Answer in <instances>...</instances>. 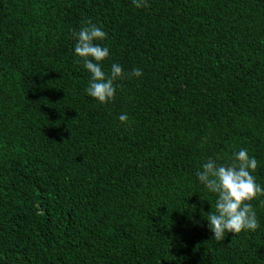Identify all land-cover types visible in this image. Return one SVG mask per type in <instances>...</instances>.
<instances>
[{"label":"trees","instance_id":"16d2710c","mask_svg":"<svg viewBox=\"0 0 264 264\" xmlns=\"http://www.w3.org/2000/svg\"><path fill=\"white\" fill-rule=\"evenodd\" d=\"M27 1L0 0V177L14 180L0 264H264V195L257 230L216 241L217 196L196 176L243 148L264 188V0H73L32 67L13 54L50 25ZM88 21L107 33L103 70L124 72L104 105L74 51Z\"/></svg>","mask_w":264,"mask_h":264},{"label":"clouds","instance_id":"9594fccd","mask_svg":"<svg viewBox=\"0 0 264 264\" xmlns=\"http://www.w3.org/2000/svg\"><path fill=\"white\" fill-rule=\"evenodd\" d=\"M136 8L147 7L146 0H133ZM75 54L83 61L84 68L91 74L87 94L101 105L114 100L116 94L115 81L123 78L124 72L119 64L111 65V75H107L102 63L109 57V49L97 41H104L107 33L97 25L88 21L76 34ZM132 76L140 77V69H134ZM121 123H129L127 114L119 117ZM235 163L230 166L217 165L210 160L202 165L196 173L199 182L211 193L216 194L215 212L207 215L210 231L214 240L223 241L226 233L239 234L243 231H255L259 222L251 202L264 195V188L256 183L252 174L258 167L254 157H250L247 149L234 153Z\"/></svg>","mask_w":264,"mask_h":264},{"label":"rangeland","instance_id":"374dc122","mask_svg":"<svg viewBox=\"0 0 264 264\" xmlns=\"http://www.w3.org/2000/svg\"><path fill=\"white\" fill-rule=\"evenodd\" d=\"M39 1L43 3V7L42 11L38 13L37 4H34V1L32 0L17 5L18 10L22 11L28 19L39 17L42 19L41 16H43L45 21L50 25L48 27V33L45 35L43 33H38L37 35L33 36V32L28 33V35L25 37L23 45L21 44V46L18 47V50H15L13 54L15 55V60L18 59L23 64L28 63L29 66L32 65L34 60L38 61L39 64L47 65L50 63L52 60L53 49L56 47L57 41L60 38V30L62 29L61 26L64 23L62 12L55 13V11L67 9L68 5L72 3L73 0ZM54 23H56V25H54ZM8 34L9 29L5 26H2V22L0 21V47H4ZM3 56L4 49L0 48V59H2ZM13 181L14 180L12 179H8V177H0V244H2L4 239L6 240L5 234L3 233L5 230V225L2 224L4 221L1 220V217L3 215H8L4 204V195L2 194L1 189L7 188L11 183L14 184ZM6 231L8 232V229H6Z\"/></svg>","mask_w":264,"mask_h":264}]
</instances>
